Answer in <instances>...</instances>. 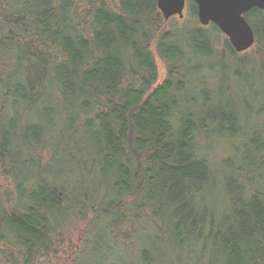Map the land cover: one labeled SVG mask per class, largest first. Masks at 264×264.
Returning a JSON list of instances; mask_svg holds the SVG:
<instances>
[{
    "label": "trees",
    "instance_id": "trees-1",
    "mask_svg": "<svg viewBox=\"0 0 264 264\" xmlns=\"http://www.w3.org/2000/svg\"><path fill=\"white\" fill-rule=\"evenodd\" d=\"M156 3L0 0V264H49L88 216L111 264L124 224L174 264H264V11L237 54Z\"/></svg>",
    "mask_w": 264,
    "mask_h": 264
},
{
    "label": "rangeland",
    "instance_id": "rangeland-1",
    "mask_svg": "<svg viewBox=\"0 0 264 264\" xmlns=\"http://www.w3.org/2000/svg\"><path fill=\"white\" fill-rule=\"evenodd\" d=\"M186 11L187 8L185 9L184 18L182 20L177 16L172 18L174 19V23H176L174 24L172 22V27L173 24L175 26H181L187 22ZM169 28H171V25L169 26ZM222 43L223 40L220 39L218 45H222ZM250 50L252 51V48ZM250 50L247 51L248 54L251 52ZM257 51L258 50H253V53H257ZM245 59L253 60V56H247L245 57ZM156 64L160 80H162L165 77L166 73L165 66L158 59V57L156 58ZM245 73V76H247L246 79H248L250 84H252V77H256V75H250L251 72L249 68L245 69ZM49 168L54 171H59L63 169V166H59L58 164L54 163ZM66 178L68 179V181H75V179L72 178L71 175H68ZM8 182L9 181L5 179L3 180V178L0 179V187L7 189ZM75 182H77L78 184L81 183V181ZM83 189H86V186ZM89 220H91V216L86 217V220H83L82 218L79 220L78 218V220L73 223L70 231L65 233V238H63L64 244L60 247L58 253L56 254L57 257H54L51 260L49 259V264H99L101 261L106 260L105 257L107 256V254L108 261L106 263L111 264L110 259L113 258V254H109V240L102 231L101 234L100 228H96L94 229V232H92L91 234H87L88 230L85 229V222L88 223ZM134 228H129L128 230L126 225L124 224L122 226V229H118L117 231L112 232L111 240H113V242H111V246L112 248L114 247L113 250L116 253H120L119 258L116 259L117 262H113V264H138L137 262L141 261L143 257L142 254L144 251L142 249L146 247H148V257L152 259L154 263L174 264L172 260L170 261L171 256L169 254L172 253V250L169 246H167V244L157 243L155 241H151L150 243L146 238H143V242L135 241L134 243L131 237L132 234H135L136 232L140 234L139 224H135ZM95 231H99V233L96 234ZM151 235L153 236L154 234Z\"/></svg>",
    "mask_w": 264,
    "mask_h": 264
},
{
    "label": "water",
    "instance_id": "water-1",
    "mask_svg": "<svg viewBox=\"0 0 264 264\" xmlns=\"http://www.w3.org/2000/svg\"><path fill=\"white\" fill-rule=\"evenodd\" d=\"M197 7V19L202 27L214 25L228 39L237 54L255 45L254 32L245 19L253 9L264 10V0H190ZM187 0H157V9L165 25L173 17L184 18Z\"/></svg>",
    "mask_w": 264,
    "mask_h": 264
}]
</instances>
